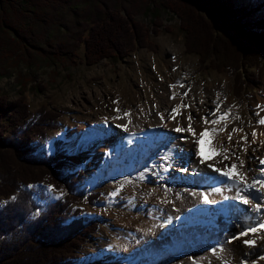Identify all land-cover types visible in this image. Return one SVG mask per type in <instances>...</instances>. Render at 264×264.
<instances>
[{
    "label": "trees",
    "instance_id": "obj_1",
    "mask_svg": "<svg viewBox=\"0 0 264 264\" xmlns=\"http://www.w3.org/2000/svg\"><path fill=\"white\" fill-rule=\"evenodd\" d=\"M155 8L178 18L185 52L201 69L232 76L235 97L260 83L264 0H0V80L14 75L20 87L14 100L0 92V196L10 198L0 207V264H75V252L99 227L76 207L82 201L92 206L98 197L77 190L83 171L56 176L65 158L33 153L34 136L43 138L61 114L41 106L29 119L27 85L37 69L70 67L80 48L88 66L122 59L138 47L156 49L148 39L161 23L148 28L133 16ZM39 182L52 183L62 195L39 205L35 189L27 187Z\"/></svg>",
    "mask_w": 264,
    "mask_h": 264
},
{
    "label": "rangeland",
    "instance_id": "obj_2",
    "mask_svg": "<svg viewBox=\"0 0 264 264\" xmlns=\"http://www.w3.org/2000/svg\"><path fill=\"white\" fill-rule=\"evenodd\" d=\"M133 16L148 28L154 26V21L161 23L157 35L150 32L148 39L156 49L138 47L122 59L102 60L96 65L88 66L83 61V48H80L77 51L75 63L68 68L43 67L37 69L35 80L27 85V89L23 93L29 106V119L41 106L61 114L53 122L54 127L49 128L43 138L34 136L31 141L33 153L54 154L60 159L65 158L67 164L62 167L61 172L55 171V175L62 177L82 170L83 178L78 184L77 190L82 192L83 196L89 193L98 194L92 206H88L84 201L76 205L81 209L80 215L99 220V227L97 232L91 234L83 246L75 252V264H153L143 259L140 262H132L129 256L125 257L121 254H117L114 259H107L108 252L104 248L102 251H96L90 255L82 254V250L85 248L92 250V246L88 243L101 234V230H106L110 237L114 238L113 232H121L124 228L121 224L127 219L134 221L135 215H138V219L146 218L149 211L147 208L151 206L149 203L176 197L178 187H191L188 182L191 172L199 173V175L201 172V175H204L206 170L203 169V165L208 167L209 164H212L213 167H208V170L216 172L215 168H221L215 163L216 157L226 156L220 151L221 140L222 146H228L231 157L233 153L236 157L242 156L245 152L242 145L246 143L241 140L242 131L233 133L231 141L228 140V133L233 128L250 129L251 126L252 129H257L260 125L256 123L259 118L256 113L259 112L261 116H264V111L257 108V105H264V76L256 87L249 90L248 88L244 89L240 97L237 98L233 94L232 76L208 68L201 69L198 58L185 52L183 35L178 27L179 21L173 13L155 8L154 11L135 13ZM20 69L25 71L24 66H21ZM174 74L178 76L174 77ZM178 81L179 84H177ZM226 81L230 85L227 95L229 97L228 104L223 101L226 95L224 96V93L218 90V85L220 86ZM173 85L175 87H170ZM164 86L167 87L168 100H174L170 99L173 93L176 94L177 99L176 102L167 105L164 109L165 115H169L173 107L182 104H188L190 107H181L180 110L191 111L193 107H199L205 98L213 100L215 107L216 102H221L219 112H225L230 106H234L232 115H239L240 120H232L230 123L225 120L217 125L209 124L210 126H208L209 129L213 127L219 129L224 128L227 124L225 131L212 134L214 137L212 146L217 147L220 154L213 155L209 152L208 145H204L202 148L198 146L195 139H197L200 129L192 141L194 150L187 155L186 147H182L181 153L178 152V148L166 149L167 142L176 140L174 137H171L173 139L170 140L167 136L171 135L166 133L161 135L162 130L148 128L147 133L142 136L143 138L135 140L138 142L137 144L134 143L135 141L129 142V145H134L138 149L135 157H139L142 166L139 167L133 162L129 163L124 160L122 155L126 146L123 141L117 148L113 144L104 157L100 156L98 146L105 147V141L110 140L112 135L110 132L112 118L122 119L124 122L126 116L123 114L127 110L130 113V118L136 117L146 102L161 109L165 106L161 100ZM19 91L20 87L15 83L14 75L0 80V92L9 94L10 100L16 99L19 96ZM184 92H188V95L183 96ZM212 111L213 109L210 112L212 113ZM219 112L213 117L214 119L217 118ZM9 122L10 117L8 116L5 120L4 135L11 128ZM185 132L187 131L178 132L179 135L181 134L180 139L184 138ZM248 132L247 152L257 143V138L255 142H252L251 131ZM125 136L127 137L128 134L124 133L123 138ZM136 137L137 135L134 138ZM156 150L159 151L156 152ZM198 150H202L205 157L210 156L211 158L201 163L202 157L196 155ZM191 154L196 155L198 159L194 171H192V162L189 159ZM185 159L187 162L181 167ZM236 161L238 163V160ZM228 167L230 168L231 165ZM175 171H180V173L175 175ZM216 173L221 174L220 172ZM33 188L35 189L33 199L39 205L55 201L62 195V192L50 182H39ZM113 192H116L115 196L111 195ZM258 194L259 198H262L263 193L258 192ZM181 197L182 195L178 198ZM9 199L0 196V207ZM186 212L187 209L183 213ZM219 221L218 224L221 222ZM222 224L220 223L216 228L214 226L215 230L212 228L204 230L201 238L200 235L197 236L196 243H193L192 239L196 233L200 232L192 230L191 225L182 226L181 245L172 248L169 257L159 264H194V261L186 256L188 252L184 250L190 249L189 246H198L202 242L211 243L210 238L221 234L220 226ZM197 243L198 245H195ZM196 260H198L197 257Z\"/></svg>",
    "mask_w": 264,
    "mask_h": 264
},
{
    "label": "bare ground",
    "instance_id": "obj_3",
    "mask_svg": "<svg viewBox=\"0 0 264 264\" xmlns=\"http://www.w3.org/2000/svg\"><path fill=\"white\" fill-rule=\"evenodd\" d=\"M173 76L176 77L178 75L174 74ZM229 88L230 85L228 81L220 86L218 85V90L223 92L224 96L226 95L225 98H223V101L226 103L229 98L227 96ZM166 92L167 87L164 88V93L161 95V100L165 104V106L161 109H157L152 104H149V102H146L140 112L137 113L136 117L130 118V116H126L124 122L122 119L119 120L118 118H112L110 125V132L112 135L109 138L110 140L105 141L106 148L98 146L100 156L104 157V155L107 154L108 149L112 148L113 144H115L117 148L123 141L126 146L122 155L124 160L129 163L133 162L139 167L142 166L139 157H135L138 149L134 145H129V142H134L137 138H141L147 133L148 128L162 130L161 135L166 133L171 135L167 136L170 140L173 139L171 137L176 139L174 141L171 140L170 142H167V150H174L175 148H178V152L181 153L182 147H186L185 151L187 152V155H189L191 151L194 150L192 141L196 138V136L192 135L190 132H185L186 134L184 133V138H181L184 141H180L181 134L179 135L174 129L178 124L180 127L187 128V117L191 114L193 117L192 126L195 128L196 133L199 129L203 131L205 127H208L211 124L205 125L202 118L207 117L209 120H212L214 116L210 115V111L212 109L214 111L216 107L213 105V100L210 101L208 98H205L199 107H193L191 111L181 109V114L178 115L176 119H170L169 115H165L166 111L164 112V109L167 105L176 102L177 99L175 98L172 101L168 100ZM161 115L164 116L163 120L161 119ZM182 116H184L183 119ZM117 125L121 126L118 127ZM123 125H126L127 127H124ZM255 130L257 131V143L253 147H250L249 152H244L242 156H240V158L245 161V167H243L242 171L246 173L249 183L253 179L264 180V174H261L260 172V169L264 168V165L259 163V158H264V144L260 143V141H264V136L259 135V133L264 132V126L260 125ZM248 131H251L252 133L253 129L251 126L250 129H243L241 136H245L246 134L249 135ZM124 133L128 134L125 138H123ZM136 135L137 137L134 138ZM210 135L212 136V133H210ZM134 143L137 144L138 142L135 141ZM219 145L222 146V140ZM222 147L228 148L227 145ZM158 151L156 150V152ZM221 153L229 157L228 159H225L223 156V159L222 157H216L217 160H215V163H217V165H219L222 169H224L225 166L232 165V163L237 162L236 156L233 154L231 157L229 152L223 153L221 151ZM152 154H154V152H152ZM159 155H161V152H159ZM196 155L191 154L189 158L192 162V171H194L196 164H198ZM186 162L187 161L185 159L183 164H181V167ZM130 166H132V164H130ZM203 169L206 170V173H203L204 175H201V172L199 175V173H193L190 171L191 177L188 182H190L191 187H178L176 189L178 192L177 196L180 197L182 195L181 198L174 196V198H171L172 201H169L171 200L169 198L168 200H162L161 202L157 201L149 203L151 206L150 208H147L149 211L147 212L148 215L146 218L138 219V215L134 214V221L127 219V221L121 224L124 227L121 232H113L115 234L114 238H111L106 230H101V234L91 239L88 243V245L92 246V250L85 248L82 250V254L90 255L96 253V251H102L104 248L105 251L108 252V255L106 256L107 259H114L117 254H121L125 257L129 256L132 262H140L143 259L144 261H150L153 264H159L169 257L172 248L179 247L181 245L182 226L191 225L193 227L192 230L200 232L196 233V237L194 236L192 239L193 243H196L198 240L197 236L200 235L201 238L204 234V230L209 228L215 230L220 223H226L220 226L222 232L219 236L217 234L215 235L216 237L214 236L210 238L212 241L211 243L206 244L202 242L199 245L197 243L195 245L198 246H189L190 249H185L184 251L188 252L186 256L193 260L194 264H252L253 260L256 261V264H264V260L259 259L261 255H264V239H261L259 235L255 237L257 244L253 249H249L246 245H244L242 240H234L231 243L228 242L232 236L239 233L246 225L251 226L261 220H264V208H261V210L257 212L251 205L242 204L239 200L235 199L236 187L233 186L232 182L227 177L208 170L206 165H203ZM178 173H180V171L174 172L175 175ZM193 183L196 185H192ZM217 188L220 189L219 192L214 191V189ZM258 192L263 193L262 198H259ZM245 194L248 195L253 204H264V190L260 189V185H257L256 188L250 189ZM205 196H207L208 201L213 202H206ZM148 202L149 200L147 203ZM214 204L221 205L223 213L218 212L220 214L219 215L214 212ZM185 209H187V212L183 213L185 212ZM181 214L183 215L180 216ZM186 217L188 220L183 224L182 219ZM218 221L220 222L219 224ZM215 224L218 225L215 226ZM212 248L217 249L215 254L212 253ZM196 257L198 260H196Z\"/></svg>",
    "mask_w": 264,
    "mask_h": 264
},
{
    "label": "snow or ice",
    "instance_id": "obj_4",
    "mask_svg": "<svg viewBox=\"0 0 264 264\" xmlns=\"http://www.w3.org/2000/svg\"><path fill=\"white\" fill-rule=\"evenodd\" d=\"M180 82L178 81L177 84H179ZM181 87H183V85H180ZM170 87H175L170 86ZM183 96H187L188 92H184L182 94ZM219 96V93L217 94ZM176 98V94L173 93V95L170 97V99H175ZM220 103L221 102H216V109L210 113V115L212 116H216L217 112H219L220 110ZM188 108L190 107V105L188 104H182V105H178L176 107H173L171 110V113L169 114V118L170 119H176V117L178 115H180V108ZM232 107L234 106H230L229 109L225 112H219V115L217 116L216 119H212L209 120L207 117H203V122L205 125H217L222 121L227 120L229 123L232 120H240L241 117L239 115H232ZM257 108L260 109L261 111H264V105H257ZM117 111H119V109H117ZM124 116H129L130 113L125 111ZM256 115L259 117L256 120V123L264 126V116H261L259 114V112L256 113ZM161 119H164V116L161 115ZM188 119V126L187 128H183L180 127L179 124L178 126L174 129L177 132H182V131H187L192 133V135L197 136L196 130L195 128L192 126V119L193 117L191 116V114L188 115L187 117ZM118 127H120L121 125H117ZM124 127H127L126 125H123ZM227 128V124H225L224 128H211L209 129L208 127H205L203 131H200L198 136H197V144L198 146H204V145H208V149L209 152H211L213 155L216 154H220L217 151V147L212 146V139L214 138L213 136L210 135V133L215 134L218 132H223L225 131ZM237 131H243L242 128L237 129V128H233L231 132L228 133V140L231 141L232 137H233V133L237 132ZM259 135L264 136V132L259 133ZM251 136L253 138L252 142H255L256 137H257V131L255 129H253ZM241 140L245 141V145H242V149L243 151L247 152L248 151V147H247V143H248V137L247 134L243 137H241ZM261 144H264V141H260ZM220 151H222L223 153H228L229 149L220 146ZM197 155L201 156V163H204L206 159H210L211 157H205L203 155V151L202 150H198L197 151ZM233 155H235L233 153ZM229 157L226 155L225 159H228ZM236 159L238 160V163H232L231 167L228 168V166H225L224 169L221 168H215L216 172H220L223 176L227 177L233 184V186L236 187V196L235 199L239 200L242 204L245 205H251L253 207V209L257 212H259L261 210V208H264V204L261 203H255L253 204L252 200L249 199L248 195H246L245 193H247L250 189L256 188L257 185H260V189H264V180H256L253 179L250 183L248 182V177L246 175V173H244L242 171L245 161L243 159H241L240 157H236ZM259 163L261 165H264V158H259ZM208 167H213L212 164H209ZM261 174H264V168L260 169ZM143 178V177H141ZM28 187H33L32 185H29ZM49 190H51V187H49ZM117 191H119V189H117ZM215 192H219L220 189H214ZM111 195L115 196L116 192L111 193ZM12 199H15V197H12ZM205 201L212 203L213 201H208L207 200V196H205ZM259 235L261 239H264V220H261L259 222H257L254 225L251 226H246L243 227L242 230L237 233L236 235L232 236L229 239V243H231L234 240H242L243 244L246 245L249 249H253L255 248L256 244H257V240H256V236ZM247 237V238H245ZM212 253L215 254L217 249L216 248H212L211 249ZM259 259L264 260V255H261L259 257ZM252 264H256V261L253 260Z\"/></svg>",
    "mask_w": 264,
    "mask_h": 264
}]
</instances>
